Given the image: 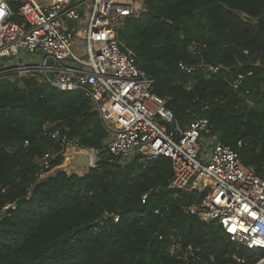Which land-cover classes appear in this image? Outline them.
<instances>
[{
    "label": "trees",
    "instance_id": "obj_1",
    "mask_svg": "<svg viewBox=\"0 0 264 264\" xmlns=\"http://www.w3.org/2000/svg\"><path fill=\"white\" fill-rule=\"evenodd\" d=\"M117 36L154 79L175 124L208 118L264 179V0H143ZM54 131L100 150L108 136L82 92L0 80V264H233L232 253L253 256L215 222L186 211L199 197L167 187L168 157L135 154L122 164L99 155L83 174L39 179L43 152L56 153L51 166L63 160ZM105 213L118 220L100 224ZM173 242L191 250L177 258Z\"/></svg>",
    "mask_w": 264,
    "mask_h": 264
},
{
    "label": "built area",
    "instance_id": "obj_2",
    "mask_svg": "<svg viewBox=\"0 0 264 264\" xmlns=\"http://www.w3.org/2000/svg\"><path fill=\"white\" fill-rule=\"evenodd\" d=\"M142 8L143 0H0V80L20 84L32 78L60 91L82 92L108 136L100 150L52 132L61 139L63 164L69 151L89 152L93 166L99 155L122 164L135 154L168 157L172 174L167 187L199 197L186 211L215 222L236 248L253 253L250 258L232 253L233 264H264V179L219 139L208 118L174 123L166 98L153 92L154 79L117 36L123 19ZM205 68L215 72L218 66ZM55 155L47 150L38 158L42 172L62 166H51ZM205 187L210 189L203 191ZM146 196L142 194V202ZM110 216L114 221L119 217L105 213L99 223ZM190 250V245L181 250L177 242L170 248L177 258Z\"/></svg>",
    "mask_w": 264,
    "mask_h": 264
},
{
    "label": "water",
    "instance_id": "obj_3",
    "mask_svg": "<svg viewBox=\"0 0 264 264\" xmlns=\"http://www.w3.org/2000/svg\"><path fill=\"white\" fill-rule=\"evenodd\" d=\"M243 18L245 20H249V21L252 20V17L245 15V14H243ZM92 161H93V158L89 152L75 151V152H73V154L71 156H68V158L65 160V164L63 166L57 167V171L58 170L66 171L67 168L72 169L73 172H77L80 169L87 171L88 169L93 167ZM209 189H210L209 187H205L203 189V191H207ZM175 264H181V263H175Z\"/></svg>",
    "mask_w": 264,
    "mask_h": 264
},
{
    "label": "rangeland",
    "instance_id": "obj_4",
    "mask_svg": "<svg viewBox=\"0 0 264 264\" xmlns=\"http://www.w3.org/2000/svg\"><path fill=\"white\" fill-rule=\"evenodd\" d=\"M118 21H116V24L118 25ZM122 25V24H121ZM121 25H120V27H121ZM119 27V28H120ZM13 62H16V60L15 61H13ZM187 123H185L184 125H186ZM67 154V156H71L72 154H73V152H67L66 153ZM97 160V157L95 156L94 157V163H95V161ZM37 162H38V159L36 160ZM64 163H65V161H64ZM62 164V166H63V163H61ZM59 167H61V166H59ZM56 171H57V169H54V170H51V171H48V172H42L41 171V173H40V175H39V179H43V178H45V177H48V176H50V175H53V174H55L56 173ZM66 171L68 172V173H73V170L72 169H66ZM86 172V170H83V169H80L79 171H77V172H75V173H77V174H83V173H85Z\"/></svg>",
    "mask_w": 264,
    "mask_h": 264
},
{
    "label": "bare ground",
    "instance_id": "obj_5",
    "mask_svg": "<svg viewBox=\"0 0 264 264\" xmlns=\"http://www.w3.org/2000/svg\"><path fill=\"white\" fill-rule=\"evenodd\" d=\"M64 164H65V163H64ZM64 164H63V165H64Z\"/></svg>",
    "mask_w": 264,
    "mask_h": 264
}]
</instances>
